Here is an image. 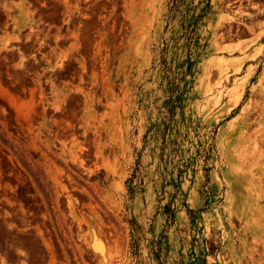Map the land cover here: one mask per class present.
Listing matches in <instances>:
<instances>
[{
	"label": "rangeland",
	"instance_id": "1",
	"mask_svg": "<svg viewBox=\"0 0 264 264\" xmlns=\"http://www.w3.org/2000/svg\"><path fill=\"white\" fill-rule=\"evenodd\" d=\"M245 23L241 0H0V264H264Z\"/></svg>",
	"mask_w": 264,
	"mask_h": 264
},
{
	"label": "crops",
	"instance_id": "2",
	"mask_svg": "<svg viewBox=\"0 0 264 264\" xmlns=\"http://www.w3.org/2000/svg\"><path fill=\"white\" fill-rule=\"evenodd\" d=\"M244 49L246 54H253L264 48V0H256L252 4L244 2ZM264 60V53L248 63Z\"/></svg>",
	"mask_w": 264,
	"mask_h": 264
},
{
	"label": "flooded vegetation",
	"instance_id": "3",
	"mask_svg": "<svg viewBox=\"0 0 264 264\" xmlns=\"http://www.w3.org/2000/svg\"><path fill=\"white\" fill-rule=\"evenodd\" d=\"M241 1H244L245 3H248V4H252L256 0H241ZM236 6L239 7L240 5H236ZM0 149H1V146H0ZM0 160H1V157H0ZM0 171H3V169L0 168Z\"/></svg>",
	"mask_w": 264,
	"mask_h": 264
},
{
	"label": "bare ground",
	"instance_id": "4",
	"mask_svg": "<svg viewBox=\"0 0 264 264\" xmlns=\"http://www.w3.org/2000/svg\"><path fill=\"white\" fill-rule=\"evenodd\" d=\"M12 38V37H11ZM13 39V38H12ZM15 39V38H14ZM16 39H19L18 37L16 38ZM0 89H2V90H4V91H6V92H8V90L7 89H3V87L0 85ZM262 127V126H261ZM264 127V126H263ZM263 131H264V129H263ZM76 158V157H75ZM77 159V158H76ZM85 160V159H84ZM84 160L83 159H81V163H83L84 162Z\"/></svg>",
	"mask_w": 264,
	"mask_h": 264
}]
</instances>
